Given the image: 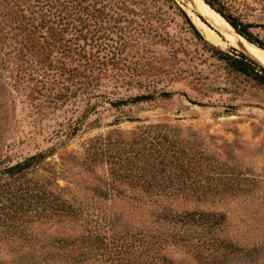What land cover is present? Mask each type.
Wrapping results in <instances>:
<instances>
[{
  "label": "rangeland",
  "instance_id": "obj_1",
  "mask_svg": "<svg viewBox=\"0 0 264 264\" xmlns=\"http://www.w3.org/2000/svg\"><path fill=\"white\" fill-rule=\"evenodd\" d=\"M221 1L264 39V0ZM195 19L186 0H0V264H264V85L212 47L254 58L243 37Z\"/></svg>",
  "mask_w": 264,
  "mask_h": 264
},
{
  "label": "trees",
  "instance_id": "obj_2",
  "mask_svg": "<svg viewBox=\"0 0 264 264\" xmlns=\"http://www.w3.org/2000/svg\"><path fill=\"white\" fill-rule=\"evenodd\" d=\"M211 7L216 9L220 14L247 40L258 45L259 47L264 48V39L260 38L255 34L252 28L255 26L251 22H244L239 19L237 16L228 11V8L221 0H205ZM187 22L190 24L194 32L201 36L200 31L191 20V18L184 12ZM213 49L219 54L221 58L228 59L232 65L241 73L250 76L259 84L264 85V65L261 64L258 60L250 57L244 52H240L238 56H232L224 50L219 49L218 47L212 45ZM151 96H141L136 100H143ZM45 157L44 154L40 153L26 158L21 162H17L12 166L8 167L5 171L10 172L11 176H18L25 174L28 170L36 168L40 161ZM62 209L68 214L71 215H84L83 209L81 207H76L71 202H68L67 198H62ZM163 218L175 220L176 222H182L183 224L197 225L203 227H215V213L214 212H204V211H185L180 215H172L171 212L164 210L162 212ZM219 223V220H218ZM99 237V235H98ZM122 237L119 236V240ZM102 237H100L101 239ZM59 247L65 248L68 246L62 238L58 239Z\"/></svg>",
  "mask_w": 264,
  "mask_h": 264
},
{
  "label": "bare ground",
  "instance_id": "obj_3",
  "mask_svg": "<svg viewBox=\"0 0 264 264\" xmlns=\"http://www.w3.org/2000/svg\"><path fill=\"white\" fill-rule=\"evenodd\" d=\"M187 1V9H189L195 15L196 22L203 29V32L207 39L211 42L225 46L230 42H234L235 39L232 37V34L229 33V30H234L232 25L216 10H214L208 3L204 0H186ZM196 11L202 13L204 17L215 26L216 29L220 30L225 38L222 37L217 31L209 27L205 22H203L198 15L195 13ZM240 36V35H238ZM243 36H240V38ZM241 38L243 46L246 50L256 58L258 61L264 64V49L252 44L251 42ZM235 43V42H234ZM236 44V43H235ZM238 44V43H237Z\"/></svg>",
  "mask_w": 264,
  "mask_h": 264
},
{
  "label": "water",
  "instance_id": "obj_4",
  "mask_svg": "<svg viewBox=\"0 0 264 264\" xmlns=\"http://www.w3.org/2000/svg\"><path fill=\"white\" fill-rule=\"evenodd\" d=\"M206 2V1H205ZM207 3V2H206ZM213 8V7H212ZM215 10V9H214ZM233 27V26H232ZM233 29H234V31L238 34V35H240V36H243V35H241L234 27H233ZM244 37V36H243ZM249 41V40H248ZM250 42V41H249ZM252 43V42H251ZM254 44V43H253ZM256 45V44H255ZM262 48V47H261Z\"/></svg>",
  "mask_w": 264,
  "mask_h": 264
}]
</instances>
